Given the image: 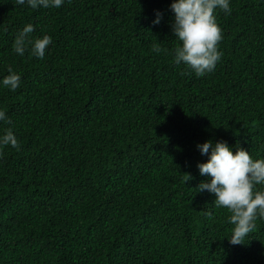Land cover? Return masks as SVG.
<instances>
[{"label": "trees", "instance_id": "obj_1", "mask_svg": "<svg viewBox=\"0 0 264 264\" xmlns=\"http://www.w3.org/2000/svg\"><path fill=\"white\" fill-rule=\"evenodd\" d=\"M171 2L0 0V79L21 75L0 86L19 142L0 148V264H264V219L232 245L230 213L196 191L199 143L264 158V0L217 10L222 56L202 77L173 60ZM29 23L52 38L44 59L14 52Z\"/></svg>", "mask_w": 264, "mask_h": 264}, {"label": "clouds", "instance_id": "obj_2", "mask_svg": "<svg viewBox=\"0 0 264 264\" xmlns=\"http://www.w3.org/2000/svg\"><path fill=\"white\" fill-rule=\"evenodd\" d=\"M64 3L65 0H16V4L33 10L58 9ZM170 9L174 13L171 30L179 41L174 49V62L183 64L188 75L194 73L196 77H202L213 72L222 56L218 43L223 38L216 13L221 10L231 14L230 0H172ZM160 20L161 15L157 12L153 23L159 24ZM34 31V25L29 23L18 32L13 43L14 52L23 56L30 46L32 56L44 59L52 38L49 35L30 38ZM152 51L159 53L161 48L154 45ZM20 83L21 75L11 67L8 75L0 79V86L11 91L17 90ZM3 121L11 123L6 111L0 108V122ZM4 146L19 147L18 139L10 128L0 132V148ZM197 148L208 157L197 165L200 175L208 179L201 181L196 191L213 194L215 208L230 213L228 223L233 228L227 236L228 241L232 245L242 244L255 228V220L258 217L264 219V158L254 159L248 150L239 146L233 151L226 141L213 143L207 140L197 144ZM189 179L191 176L188 174ZM206 214L210 216L212 211Z\"/></svg>", "mask_w": 264, "mask_h": 264}]
</instances>
